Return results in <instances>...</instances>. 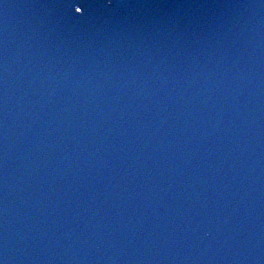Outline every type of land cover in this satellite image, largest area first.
<instances>
[{
    "label": "water",
    "instance_id": "1",
    "mask_svg": "<svg viewBox=\"0 0 264 264\" xmlns=\"http://www.w3.org/2000/svg\"><path fill=\"white\" fill-rule=\"evenodd\" d=\"M0 264H264V0H0Z\"/></svg>",
    "mask_w": 264,
    "mask_h": 264
}]
</instances>
